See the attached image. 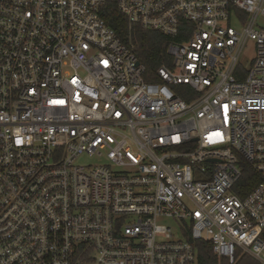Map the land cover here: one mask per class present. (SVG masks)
I'll use <instances>...</instances> for the list:
<instances>
[{
  "label": "built area",
  "instance_id": "2783aa9c",
  "mask_svg": "<svg viewBox=\"0 0 264 264\" xmlns=\"http://www.w3.org/2000/svg\"><path fill=\"white\" fill-rule=\"evenodd\" d=\"M107 1L0 0V264H264V0H113L152 82Z\"/></svg>",
  "mask_w": 264,
  "mask_h": 264
},
{
  "label": "trees",
  "instance_id": "16d2710c",
  "mask_svg": "<svg viewBox=\"0 0 264 264\" xmlns=\"http://www.w3.org/2000/svg\"><path fill=\"white\" fill-rule=\"evenodd\" d=\"M100 16L115 31L120 41L133 48L139 62L143 63L146 71L144 80L156 81L154 73L161 65L170 64V56L167 47L170 38L155 31L142 30L136 26H128L126 18L118 11L113 0H108L102 7ZM260 181L257 174L250 165L244 164L242 175L236 184V192L245 196ZM197 264H228L226 259L217 257L207 241H196L194 243ZM235 264H255L248 256L237 258Z\"/></svg>",
  "mask_w": 264,
  "mask_h": 264
},
{
  "label": "rangeland",
  "instance_id": "374dc122",
  "mask_svg": "<svg viewBox=\"0 0 264 264\" xmlns=\"http://www.w3.org/2000/svg\"><path fill=\"white\" fill-rule=\"evenodd\" d=\"M253 53H254L253 44L251 41H248L245 48H244V53L241 56V61L246 68H248V66H249L250 59L253 57ZM158 223L163 224L165 226H168L172 230L174 228V221L170 220V219H158ZM253 261L255 262V264H259L255 260H253Z\"/></svg>",
  "mask_w": 264,
  "mask_h": 264
}]
</instances>
